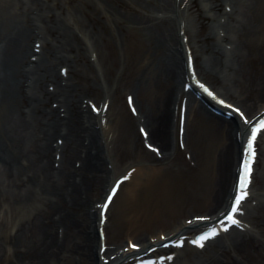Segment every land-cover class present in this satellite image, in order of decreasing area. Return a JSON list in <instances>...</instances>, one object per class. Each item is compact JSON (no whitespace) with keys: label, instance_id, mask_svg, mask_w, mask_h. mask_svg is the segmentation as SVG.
<instances>
[{"label":"bare ground","instance_id":"bare-ground-1","mask_svg":"<svg viewBox=\"0 0 264 264\" xmlns=\"http://www.w3.org/2000/svg\"><path fill=\"white\" fill-rule=\"evenodd\" d=\"M104 1L106 4L99 0H31L18 4L0 0V187L18 204H39L37 214L14 225L7 239L10 250L0 246V264L5 258L14 264H103L96 236L97 210L89 204L88 195L106 190L104 184L114 180L106 164L112 160L110 135L117 131L103 122V115L121 79L110 82L114 50L107 39L109 33L117 45L130 49L128 57L133 64L136 56L142 60L140 76L127 95L132 96L137 108L136 121L148 132L146 143L159 148L164 161L176 151L174 134L179 115L175 109L180 84L187 78L184 60L188 47L195 56L197 73L203 79L214 77V83L223 90L219 94L237 102L249 120L264 109V73L256 77L248 69L253 57L264 66V40L256 47L249 41L264 27V10L257 9L262 0H226L224 4L222 0H207L209 10L219 12L226 21L220 20L217 30L220 42L215 32L205 30L204 23L212 19L199 7V1L205 0H180L178 4L177 0ZM149 6L157 11L149 12ZM224 6H231V12L221 14ZM16 9L23 10L21 28L11 22ZM192 10L199 29L189 37L186 14ZM180 27L184 30L181 37ZM230 31L236 40L231 39ZM184 36L189 38L186 44ZM135 40L146 45L143 53ZM222 42L231 45V50L226 51ZM36 43L41 45L39 53L34 51ZM84 50L89 59L98 61L100 78L72 84L82 64L92 67V61L85 60ZM200 53L207 56L202 62ZM63 68L68 72L66 77L62 76ZM151 83L158 88L159 100H139L142 87ZM93 91L101 95L99 115L90 109L95 101ZM254 106L257 110L250 112ZM199 108L200 116L214 122L216 131L223 134L212 191L213 205L218 208L206 222L210 225L226 211L233 192L245 126L237 119L226 121L203 105ZM146 171L155 172L150 168ZM140 172L144 174L142 169L135 175ZM197 224L203 223L192 220L193 226ZM186 228L180 224L166 237L187 235ZM245 229L246 233L232 236V248L247 249L254 242L249 238L250 229ZM160 239L143 242L140 251L157 246ZM106 254L104 258L109 259ZM111 254L116 255L111 264H124L131 255L115 250Z\"/></svg>","mask_w":264,"mask_h":264},{"label":"rangeland","instance_id":"rangeland-1","mask_svg":"<svg viewBox=\"0 0 264 264\" xmlns=\"http://www.w3.org/2000/svg\"><path fill=\"white\" fill-rule=\"evenodd\" d=\"M9 1L20 4L30 3L31 0ZM100 1L106 4L104 0ZM166 1L162 0V3H166ZM237 1L244 2V0ZM260 2L257 9L263 11L264 0L262 3ZM205 4L199 1V7L204 12L207 11L212 17L204 23L205 30L215 32L213 26L216 23L213 22L218 19L219 12L210 10L208 12V8L204 7ZM148 9L149 12L157 11L152 6H149ZM22 13V9L13 10L14 17L11 21L17 23L20 28L24 26L22 25L24 18ZM80 16L82 17L79 13L78 18ZM186 17L189 27L187 33L189 37H192L191 35L199 29L193 10L190 11V14L187 13ZM232 24L231 26H234V23ZM230 35L231 39L236 40L237 36L233 32L230 31ZM107 39L114 50L111 58L114 61L110 65V70H112L110 82L112 84L113 81L121 79V83L113 96L108 116L111 128L117 132L110 135L112 143L109 150L112 160L110 164L106 165L111 170L110 174L112 173L111 176L114 179L130 168H137L136 172L143 169L144 172V174L140 172L137 175H135L136 172L133 173L131 180L122 185V189L107 215L108 221L105 229L107 245L111 250L120 251L127 249V237L137 244L148 242L149 239L153 240L158 239L159 236H165L169 231L177 228L180 224H184L185 220L191 219L193 216H206L208 214L212 216L216 212L218 205H213L214 192L212 191L218 165L217 156L222 146L223 134L216 131L214 122H208L204 115L200 116V108L194 104L188 113L186 135L181 146L176 142L177 135L174 134L176 151L173 157L164 161V159H159L157 155L147 151L139 135L138 123L129 114L124 98V95L131 91L132 85L136 84L140 76L141 71L138 67L142 60L136 56L133 64L132 59L128 57L130 54L128 47L121 46V44L117 45L111 33L108 34ZM262 40H264V27L249 41L256 47ZM143 43L139 40L136 44L135 40V45L138 46L141 53L146 46ZM83 52L85 60L91 63L86 50ZM199 56L201 62L207 57L203 53H200ZM255 58L249 60L248 69L252 76L257 77L258 74L264 73V66ZM99 68L98 61L88 68L82 64L75 71L74 79L70 82L81 85L88 81V78H91V81L92 78L97 80V77L100 78ZM205 80L223 92L221 86L214 83L216 82L214 77L210 76ZM153 85L142 87L143 89L138 95L139 100L148 99L153 100L154 103L159 100L158 88ZM104 86L107 87V85ZM93 93L91 98L97 103L101 99V95L95 91ZM255 107L250 112L257 110ZM260 150L253 184L254 194L252 200L246 205L243 216L244 221L250 223L252 233L250 232L249 238L251 237L254 242L249 244L247 249L232 248L230 242L232 236L237 234L235 232L219 239L218 242L211 243L205 251L197 252L189 248L177 252V258L173 264H264V141H262ZM149 168L154 169L155 172L146 171ZM108 184L109 181L104 184V187H107ZM2 190L0 187V246L7 247L6 249L9 251L7 239L12 233L14 225H20L21 222H25L37 214L36 208L39 204L36 201H32L29 205L18 204L16 198L9 196L6 189L2 188ZM104 191L105 189L89 193V204L94 207L101 202L104 198ZM159 194L160 196H158ZM111 250L108 254H111ZM3 264H14V261L5 258Z\"/></svg>","mask_w":264,"mask_h":264},{"label":"snow or ice","instance_id":"snow-or-ice-1","mask_svg":"<svg viewBox=\"0 0 264 264\" xmlns=\"http://www.w3.org/2000/svg\"><path fill=\"white\" fill-rule=\"evenodd\" d=\"M67 71V70H65ZM196 83L199 84V86L206 92L208 93L209 96H211L213 99H217L218 102L222 105H225L228 108L234 109L236 113H239L241 117H243L244 122L246 124L252 125L251 127V136L248 139V144H247V149H246V156L243 162L242 166V173L240 177V182H239V187H238V194L234 197L233 203L231 204V207L229 209H226V214L225 212H221V218H219V228L217 227H211L209 230L202 232L197 239L193 240L192 243L195 245H198L200 248L205 247V242L215 238L217 235H219L220 231H225L227 232L231 226H240L241 225V220L238 218V214L243 211L242 207V202L246 200V198L249 196V185L251 184L252 180V173H253V164L255 163L256 160V141L257 137L261 135L262 132H264V119H261L258 121L256 124H252V121L249 120L248 116L245 115L244 111L236 107L232 104H228L225 100L219 99L217 97L216 93L213 92L210 88L207 87V85L201 83L198 79L196 80ZM132 98L129 97V101L131 102ZM95 107V105H94ZM97 111H100V109H97ZM133 111H135V108H133ZM144 132L145 137L148 136V132L144 129H141ZM149 148H152L154 151L159 152L160 149L155 147L152 144L148 145ZM135 171V169H133ZM131 176V173L126 175L123 180L129 179ZM123 180H120L116 183L115 187L112 190V196L116 194V191L120 188V185L123 183ZM112 196H109L108 203L104 204L102 207L106 211L108 208V204L111 203ZM197 220H210L211 218L208 216H201L197 217ZM191 224L192 221H189ZM167 239V238H164ZM185 241L183 239L174 241L173 244L177 247H183ZM167 246V245H164ZM133 249H136L137 252L140 250L141 246L137 243H133L131 245ZM163 257L161 258V261H163ZM167 259L171 260L173 259L172 256H168ZM142 264H157L156 261L154 260H148L142 262Z\"/></svg>","mask_w":264,"mask_h":264}]
</instances>
